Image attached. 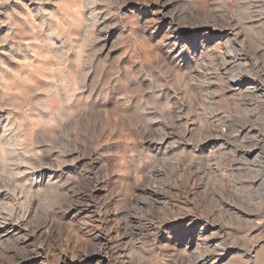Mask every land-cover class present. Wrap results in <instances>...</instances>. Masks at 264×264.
<instances>
[{"label": "rangeland", "instance_id": "374dc122", "mask_svg": "<svg viewBox=\"0 0 264 264\" xmlns=\"http://www.w3.org/2000/svg\"><path fill=\"white\" fill-rule=\"evenodd\" d=\"M230 20L264 70V0H0V264H264V96L184 37Z\"/></svg>", "mask_w": 264, "mask_h": 264}, {"label": "bare ground", "instance_id": "6f19581e", "mask_svg": "<svg viewBox=\"0 0 264 264\" xmlns=\"http://www.w3.org/2000/svg\"><path fill=\"white\" fill-rule=\"evenodd\" d=\"M171 21L172 23L170 24L172 25V27H170V31L168 34L169 37L170 35L171 36L176 35L180 27V21L174 18V16ZM236 22L230 20L226 25H219V26H216L217 24H219V23L216 24V22H214L213 24L205 22V24L196 26L194 31L189 32V34L184 35V37L188 39L194 34L201 32L199 33L203 37L201 41V45H202L201 47H204L205 45L204 42L209 41L211 38L215 37L216 35L222 36L223 38L221 40H225L223 42V51L221 52L219 51V53L217 51L216 52L213 51L214 53L206 52L209 58L205 59L207 60L205 62V66H206L205 68L207 70H210V72L211 70L216 72L217 70L228 72L227 82L229 84L230 90H232L234 93H239V95H241L240 93H244L246 94L245 96L248 95L249 97L251 96L252 98L255 97V100L257 99L260 102V98H263L264 96V72H263L264 70H262V68L260 67L261 65L259 64L258 60H256L254 57L250 55L248 50V46L250 44L248 43L247 39L244 37L245 32L243 33V30L239 27V24L237 25L238 22L237 23ZM250 43H252V41ZM214 46H217L218 48V46L220 45H214ZM214 50L217 49L214 48ZM250 101L254 102L253 100ZM262 147L263 146L258 145L256 147L254 146L248 149L249 155L253 156L258 150L261 151L262 154ZM261 154L260 152L257 153L253 158V160L251 161L253 163L260 165L263 157ZM107 252L108 251L102 248L98 251L97 254L100 257L99 261H106V260L109 261V259H107L108 256Z\"/></svg>", "mask_w": 264, "mask_h": 264}]
</instances>
